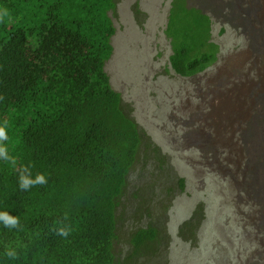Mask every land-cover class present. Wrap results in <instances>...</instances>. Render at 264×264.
I'll return each mask as SVG.
<instances>
[{
  "label": "trees",
  "instance_id": "16d2710c",
  "mask_svg": "<svg viewBox=\"0 0 264 264\" xmlns=\"http://www.w3.org/2000/svg\"><path fill=\"white\" fill-rule=\"evenodd\" d=\"M115 0H0V119L10 122L19 164L48 175L21 190L17 171L0 162V207L21 229H0V251L22 245L0 264H121L115 261L116 206L141 144L105 68L116 27ZM186 17L192 22L184 23ZM172 68L193 76L212 66L219 45L211 18L173 0L166 29ZM70 228L68 237L57 225ZM159 237L153 226L131 236L133 253ZM125 261L124 264H128Z\"/></svg>",
  "mask_w": 264,
  "mask_h": 264
},
{
  "label": "rangeland",
  "instance_id": "374dc122",
  "mask_svg": "<svg viewBox=\"0 0 264 264\" xmlns=\"http://www.w3.org/2000/svg\"><path fill=\"white\" fill-rule=\"evenodd\" d=\"M115 4L110 14L116 32L105 68L141 134L116 206V263L264 264V207L247 184L241 130L235 125L217 129L209 122L218 86L227 92L242 79L256 80L262 63L253 57L251 39L237 19L221 14L220 6L207 8L208 13L201 10L211 18L218 58L205 71L183 76L170 63L172 44L166 29L173 0ZM240 65L246 75L234 72ZM219 77L225 79L222 84ZM169 105L173 107L167 109ZM181 105L184 113L190 111L184 116L191 127L177 122L181 113L176 108ZM176 125L182 128L178 131ZM201 135L212 146L203 145L197 139ZM149 226L157 228L158 239L127 260L134 250L132 234Z\"/></svg>",
  "mask_w": 264,
  "mask_h": 264
},
{
  "label": "bare ground",
  "instance_id": "6f19581e",
  "mask_svg": "<svg viewBox=\"0 0 264 264\" xmlns=\"http://www.w3.org/2000/svg\"><path fill=\"white\" fill-rule=\"evenodd\" d=\"M235 2L241 4L242 8L234 7L231 16L244 27V31L252 42L253 57L262 63V66L261 68L260 65L258 66L259 73L256 75V80L242 79L239 81V85L232 89L229 88L230 90L227 92L222 91L218 86L213 101L214 113L209 122L217 129L231 130L236 127L241 130L242 151L243 155L246 156L248 178L256 191L257 202L264 207V0H246L245 3L244 0H235ZM247 10L248 12H246ZM256 46L261 47L259 51L255 49ZM253 64L254 67H257L258 63L254 62ZM240 67L241 65L235 68L236 71L234 72L244 74V71L239 69ZM218 79L220 84L225 80L223 77ZM234 125L235 127H233ZM197 139L207 147L212 146L209 139L207 140L204 136ZM261 225L264 226V220Z\"/></svg>",
  "mask_w": 264,
  "mask_h": 264
},
{
  "label": "clouds",
  "instance_id": "9594fccd",
  "mask_svg": "<svg viewBox=\"0 0 264 264\" xmlns=\"http://www.w3.org/2000/svg\"><path fill=\"white\" fill-rule=\"evenodd\" d=\"M10 122L7 119H0V162L10 165L18 173L17 183L21 190H29L35 186L46 185L48 183V175L44 171L33 172L30 164H19L15 155L10 150ZM21 218L13 214L6 207H0V229L14 231L20 230ZM57 235L68 237L70 228L67 225L61 224L54 228ZM22 245L19 243H7L3 250L0 251V256L7 261H16L20 256Z\"/></svg>",
  "mask_w": 264,
  "mask_h": 264
},
{
  "label": "flooded vegetation",
  "instance_id": "af4514ba",
  "mask_svg": "<svg viewBox=\"0 0 264 264\" xmlns=\"http://www.w3.org/2000/svg\"><path fill=\"white\" fill-rule=\"evenodd\" d=\"M234 2H235V0H185V3H186V6L187 7H190V8H192V7L193 8H198V9L202 10L203 12H207V8L212 7V6H220V7L222 6L221 7L222 8V11L223 10L224 11L221 12V14H223L225 18H228V17L230 18V16L232 15V8H233V5H234ZM245 2H246V0H244V3ZM199 78L200 77L197 76L196 79H195V85H196V87H198L199 80H200ZM204 88H205V84H203V88L202 89H204ZM205 92H206L205 90L201 91L202 96L205 94ZM170 107H173V106L172 105H169L167 109H169ZM181 108H182V105L176 108L182 114V115L180 114L178 116L177 122L178 123H181L182 125H186L187 127L188 126L191 127L192 121L186 120L185 119V116H184V115H189L190 114V111H187V109H185L186 113H184ZM185 108H187V107H185ZM172 118H174V117L172 116ZM172 118H171V120H172ZM175 124H177V123H174V125ZM182 125L179 126V127L182 128ZM176 126H177V129L179 131L178 125H176ZM180 136H182V134H180ZM203 157H207V155L206 154H203Z\"/></svg>",
  "mask_w": 264,
  "mask_h": 264
},
{
  "label": "water",
  "instance_id": "95a60500",
  "mask_svg": "<svg viewBox=\"0 0 264 264\" xmlns=\"http://www.w3.org/2000/svg\"><path fill=\"white\" fill-rule=\"evenodd\" d=\"M236 6L242 8V5H241V4L234 2L233 8L236 7ZM233 8H232V9H233ZM246 8L248 9V7H246ZM246 8H245V9H246ZM246 12H248V10H247ZM260 48H261V47H257V46L255 47V49H257L258 51L260 50ZM105 64H106V63H105ZM204 71H205V70H204ZM251 183H252V182H251V180H250L247 184H248V186H250V188H252L254 197H257L256 191L254 190V187L252 186Z\"/></svg>",
  "mask_w": 264,
  "mask_h": 264
}]
</instances>
